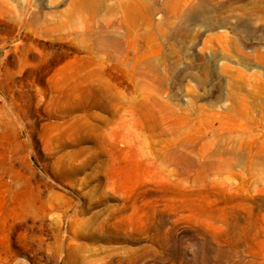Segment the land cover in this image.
Masks as SVG:
<instances>
[{
  "label": "rangeland",
  "instance_id": "rangeland-1",
  "mask_svg": "<svg viewBox=\"0 0 264 264\" xmlns=\"http://www.w3.org/2000/svg\"><path fill=\"white\" fill-rule=\"evenodd\" d=\"M127 1L61 32L72 0H0V264H264V167L162 162L201 131L264 155L263 109L225 97L232 75L264 93V62L236 51L264 49V0H185L187 21L136 0L155 10L141 41ZM149 60L171 68L162 100L213 105L180 135V118L141 114Z\"/></svg>",
  "mask_w": 264,
  "mask_h": 264
},
{
  "label": "bare ground",
  "instance_id": "bare-ground-1",
  "mask_svg": "<svg viewBox=\"0 0 264 264\" xmlns=\"http://www.w3.org/2000/svg\"><path fill=\"white\" fill-rule=\"evenodd\" d=\"M72 2H74V5L73 8H70L68 20L61 23L58 28L61 32L69 26L71 27V30H73L77 28L80 23L88 22V19L93 17V15L104 5L105 0H72ZM184 3L185 0H183L182 4L179 0H166L164 6L166 7L168 14H171L174 17L183 16L185 20H188L190 10L183 8ZM154 12L155 10L152 8V4L146 1L128 0L125 3L124 20L134 41H141L144 36H148V29H146L145 32L140 33L138 28L142 24H145L147 27L150 26ZM110 18L111 17H108L106 19L109 20ZM187 30L188 29L183 27L182 34H185ZM236 51L244 56L254 57L255 59L264 62V49H255L254 53L251 55L244 52L241 46H237ZM208 63L213 64L214 62L212 61L202 64V67L200 68L202 74L198 77L199 83H206L207 81L210 70ZM169 69L171 70L170 67L160 68L155 62H153V60L145 61L142 64L139 74L142 78L143 84L148 88L147 92L150 95L149 97L153 102V106L142 102L141 114L144 117L154 119V121H157L159 117H165L166 119L180 118V124L176 125L173 130V133L180 135L187 126L191 125L190 119L193 112H195L196 115H199L197 112L212 110L211 108L213 105L204 104L196 106L190 101L187 106L181 107L178 102L169 103L162 100L159 97V94L162 93L167 84L166 74H168ZM190 69L193 71L194 68L192 67ZM224 70H227V67H224ZM242 77L244 79V76ZM228 84L233 90H235L234 88L244 89L247 86L244 81L238 84L234 75L230 77ZM233 90L231 89L225 97L231 101L237 100L242 104L240 110L242 115L248 117L252 108L255 109L256 107H260L264 111V96H262L264 93L247 89L246 94L240 95ZM234 111V113H236V110ZM219 113L220 112L215 111V114L218 116H220ZM186 138L187 136L180 142H176V148L170 151L172 156H176L175 161H173L170 156H165L163 157L162 162L165 164L171 162L178 164L179 162H183L192 165L195 162L191 156V152L196 149L195 151L201 154L203 158H207V160L204 161L200 160V162H202L200 163L202 164V172L221 171L225 168H232L236 164H247L249 168L254 169L259 166L264 167V155L256 157L253 154V157H255L252 160L245 159L246 148L244 144V135H237L235 138H221L217 133H212L210 136H207L205 132L201 131L197 138L202 141L197 148L193 146V142ZM178 145L182 146V149H178ZM246 152L248 157H251V153H248L247 150ZM181 174H185V172H182ZM261 210H264V206L261 207Z\"/></svg>",
  "mask_w": 264,
  "mask_h": 264
}]
</instances>
